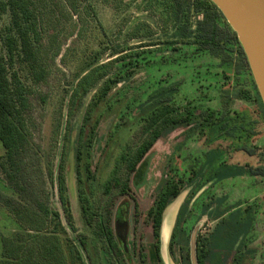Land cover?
<instances>
[{
    "label": "rangeland",
    "instance_id": "obj_1",
    "mask_svg": "<svg viewBox=\"0 0 264 264\" xmlns=\"http://www.w3.org/2000/svg\"><path fill=\"white\" fill-rule=\"evenodd\" d=\"M28 1L33 16L25 34L33 55L17 57L14 69L30 102L26 112L29 143L19 152L15 167L0 145V234L25 239L15 249L22 262L35 255L31 245L37 240L50 249L51 264H116L112 254L116 249L126 264H159L147 213L168 179L178 175L183 191L164 215L163 226L173 218L174 227L168 243L165 237L163 246L160 243L162 264H181L188 248L191 264H196L198 237L212 240L239 217L244 224L252 219L250 232L240 237L231 252L225 251L226 241H218L207 264H234L236 257L240 264H264V177L219 175L224 166H264L262 121L253 144L258 148L255 157L233 151L232 141L216 130L202 136L194 124L161 129L160 139L130 175V194L117 196L118 190L113 189L114 240L96 234L98 219L107 211L105 186L115 170L117 177L126 178L125 164L119 167V163L145 137L142 127L150 118L148 106L154 100L149 99L154 91L177 85L174 101L179 107L247 111L258 117L252 102L227 100L226 90L234 91L236 86L233 76L225 79L218 59L173 38L172 4L162 0ZM196 18L191 19L192 30ZM10 24V12L0 14V55H7L4 36ZM244 82L249 89L247 79ZM40 204L49 210L46 231L19 228L13 208L33 211ZM177 206L185 208L181 223L180 210L175 215ZM121 219L127 223L125 248L117 233ZM82 241L86 247L79 257L75 250L79 251Z\"/></svg>",
    "mask_w": 264,
    "mask_h": 264
},
{
    "label": "trees",
    "instance_id": "obj_2",
    "mask_svg": "<svg viewBox=\"0 0 264 264\" xmlns=\"http://www.w3.org/2000/svg\"><path fill=\"white\" fill-rule=\"evenodd\" d=\"M162 1L168 6L172 4L175 10L172 20L174 19L176 30L173 38H178L179 43L191 46L199 53L209 54L218 59L219 67L222 69L225 79H229L228 75L233 76L236 86L234 91L226 90L227 100L240 99L252 102L256 107L255 111L258 117L254 118L247 111L235 110L233 112L219 113L209 108L201 109L191 104L179 107L174 101L179 94L177 85L154 91L149 99V101L151 99L154 101L148 106L151 115L142 127V133L145 137L129 156L123 155L119 163V167L125 164L124 167L128 171L126 178L117 177L118 170H115L111 180L105 186V192L109 195L106 203L107 211L98 219L95 230L98 236L108 241L114 240L115 237L112 226L113 189L118 190L117 196H128L130 194V175L135 172L140 160L160 139L161 129L165 127H186L194 124V127L199 130L198 134L202 136H206L211 130H216L219 132V136L232 141L231 149L233 151L244 153L248 157L258 156V148L253 144L258 136V125L261 121L264 124V104L236 33L210 0ZM6 12H10L11 24L6 29L7 33L4 36L7 55H0V145L5 150L10 166L15 167L19 152L29 143L26 112L29 109L30 102L27 97V89L19 73L14 69V64L17 57L19 59H30L33 55L31 42L25 34V25L33 16V12L28 0H0V14ZM193 15L197 17L193 24L194 30L191 28ZM245 79L249 82V89L244 87ZM130 148L127 146L125 149ZM78 160L81 161L80 153ZM221 169V174L218 173L221 178L237 177L245 174L254 177H264V166L250 167L248 169L246 166H224ZM8 177L12 179L11 174H8ZM183 183V180L178 175L169 178L147 213V217L153 223L154 237L156 239L154 246L155 255L159 264H162L160 243L164 215L168 207L181 195ZM20 209L13 208L11 211L19 228L37 233L46 231L49 210L41 204L37 210L33 211ZM184 210L185 208L182 207L178 214L179 223L183 222ZM246 212H249L248 209ZM239 218L230 221L228 228L225 227L224 231H217L214 234L215 236H212V240L198 237L196 245L198 264L208 263L212 253L218 249V246H215L218 241L219 243L226 241L228 245L225 251L231 252L240 237L250 232L252 219L250 218L244 224V220L240 222ZM69 222L71 223L72 220L70 219ZM233 226L238 229L235 230L236 228L234 229ZM219 235L221 239H217ZM213 242L214 244L212 245ZM22 244H25V239L21 236L11 233L8 236L0 234V264L4 262H9V264H51L49 262L50 256H48L50 249L37 240H33V245H31L36 251L35 255L29 256L28 262L24 261L25 263H23L22 258L15 251ZM81 245L80 248L78 247L79 251L78 249L75 250L79 257H82L81 250H85L86 247L83 241ZM172 246L171 244V250H173ZM240 246H242V243L239 248ZM52 252L55 253L54 251ZM184 252L181 264H191L189 248ZM112 254L117 257L114 258L116 264H126L123 253L119 249H116V252L115 250L112 251ZM234 261V264H240L239 258L236 257Z\"/></svg>",
    "mask_w": 264,
    "mask_h": 264
},
{
    "label": "water",
    "instance_id": "obj_3",
    "mask_svg": "<svg viewBox=\"0 0 264 264\" xmlns=\"http://www.w3.org/2000/svg\"><path fill=\"white\" fill-rule=\"evenodd\" d=\"M210 1L218 8L229 26L236 33L264 104V0ZM164 227L165 225L162 226V230ZM126 232V220L121 219L117 224V233L124 248L126 247ZM164 237L161 232L162 246ZM195 258L196 264H198L196 251Z\"/></svg>",
    "mask_w": 264,
    "mask_h": 264
},
{
    "label": "crops",
    "instance_id": "obj_4",
    "mask_svg": "<svg viewBox=\"0 0 264 264\" xmlns=\"http://www.w3.org/2000/svg\"><path fill=\"white\" fill-rule=\"evenodd\" d=\"M169 208V207H168ZM179 212L180 210V207L177 206V209L175 210V215H176V212ZM173 215V214H172ZM176 216H174V219H175ZM173 218H171V220L167 221L165 227H167V230L165 232V227H164V233H165V241L168 243V240H169V237H170V231H172L173 227H174V220L172 221ZM162 235H163V230H162Z\"/></svg>",
    "mask_w": 264,
    "mask_h": 264
},
{
    "label": "bare ground",
    "instance_id": "obj_5",
    "mask_svg": "<svg viewBox=\"0 0 264 264\" xmlns=\"http://www.w3.org/2000/svg\"><path fill=\"white\" fill-rule=\"evenodd\" d=\"M171 210H173V209H170V212H171ZM166 225V224H165ZM166 230H167V227H165V232H166Z\"/></svg>",
    "mask_w": 264,
    "mask_h": 264
}]
</instances>
